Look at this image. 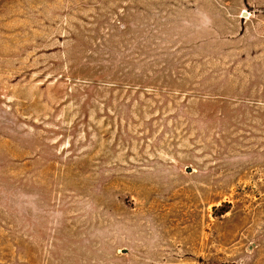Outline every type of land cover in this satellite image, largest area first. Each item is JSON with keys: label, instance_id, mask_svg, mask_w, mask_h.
I'll return each mask as SVG.
<instances>
[{"label": "rangeland", "instance_id": "1", "mask_svg": "<svg viewBox=\"0 0 264 264\" xmlns=\"http://www.w3.org/2000/svg\"><path fill=\"white\" fill-rule=\"evenodd\" d=\"M0 264H264V0H0Z\"/></svg>", "mask_w": 264, "mask_h": 264}]
</instances>
